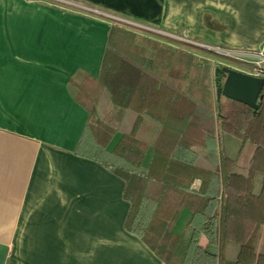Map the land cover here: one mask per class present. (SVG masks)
<instances>
[{"label": "crops", "instance_id": "0c3cea01", "mask_svg": "<svg viewBox=\"0 0 264 264\" xmlns=\"http://www.w3.org/2000/svg\"><path fill=\"white\" fill-rule=\"evenodd\" d=\"M67 1L61 9L0 0V264L18 243L23 264H164L125 229L124 181L77 154L88 112L70 79L99 77L118 18L181 34L209 51L206 61L248 65L255 58L247 55L264 51V0ZM136 118L126 112L110 148ZM189 216L181 211L176 233Z\"/></svg>", "mask_w": 264, "mask_h": 264}, {"label": "trees", "instance_id": "16d2710c", "mask_svg": "<svg viewBox=\"0 0 264 264\" xmlns=\"http://www.w3.org/2000/svg\"><path fill=\"white\" fill-rule=\"evenodd\" d=\"M215 68L113 23L99 77L70 79L74 100L88 112L77 154L124 181L125 229L164 264H264L256 250L264 227V85L256 112L217 100ZM127 111L136 113L134 125L110 148ZM184 209L190 216L176 233Z\"/></svg>", "mask_w": 264, "mask_h": 264}, {"label": "rangeland", "instance_id": "374dc122", "mask_svg": "<svg viewBox=\"0 0 264 264\" xmlns=\"http://www.w3.org/2000/svg\"><path fill=\"white\" fill-rule=\"evenodd\" d=\"M28 2H30L31 5H36V4H43V5H47L48 7H55V8H69L71 5L68 4L67 0H27ZM72 7V6H71ZM77 9H81V8H77ZM90 9H95L90 7ZM99 10V9H96ZM101 12V11H99ZM113 21V23H118L120 24L122 27L133 31L139 35H145L154 39L159 40L162 43L168 44L172 47H178V48H182L185 49L191 53H193V55H195L196 57H198L200 60L205 61L204 57H208V53L209 51L207 50H203V49H198V47H192L189 46L186 42V38L181 35V34H171V33H165L161 30H156L158 32H148L138 26H135L133 24H131V22L129 21H125V19H111ZM137 25V23H136ZM187 45V46H186ZM190 47V48H189ZM196 48V49H195ZM208 49V48H207ZM202 51V52H201ZM264 53V51H263ZM202 56V57H201ZM210 58V57H209ZM210 61H213L211 63H213L216 67H229L231 69L237 70V71H241V72H247V71H252L254 68V65H245L243 67L241 66H236V65H232V64H226L223 63L222 60L217 59V62L215 59H211ZM251 62H256V59H251L249 60ZM264 67V63L261 64ZM236 68V69H235ZM213 86L214 89L217 90V87L215 86V75L213 74ZM202 112V111H200ZM198 119L202 121V113L198 114ZM256 250L257 252L260 253H264V227L261 228L260 232H259V236H258V240L256 243ZM22 248H21V243H18L15 246V249L13 250V257L10 260V264H23V258L22 256Z\"/></svg>", "mask_w": 264, "mask_h": 264}, {"label": "water", "instance_id": "95a60500", "mask_svg": "<svg viewBox=\"0 0 264 264\" xmlns=\"http://www.w3.org/2000/svg\"><path fill=\"white\" fill-rule=\"evenodd\" d=\"M216 98L220 96L242 103L256 112L257 101L264 85V79L254 77L229 67L214 70Z\"/></svg>", "mask_w": 264, "mask_h": 264}, {"label": "built area", "instance_id": "2783aa9c", "mask_svg": "<svg viewBox=\"0 0 264 264\" xmlns=\"http://www.w3.org/2000/svg\"><path fill=\"white\" fill-rule=\"evenodd\" d=\"M131 24L135 25V26H138L148 32H158L156 31L155 29L153 28H150V27H146V26H143V25H140V24H137L136 23H132ZM248 57H252V58H255L257 61L256 62H251V61H248V65L251 64V65H254V68L252 71H247V72H243V73H246L248 75H251V76H254V77H259V78H262L264 79V67L261 65L262 63H264V53H263V49L259 50L256 54H253V55H247ZM241 72V71H240ZM199 185H200V181L199 180H195L192 184H191V189L192 190H197L199 188Z\"/></svg>", "mask_w": 264, "mask_h": 264}]
</instances>
